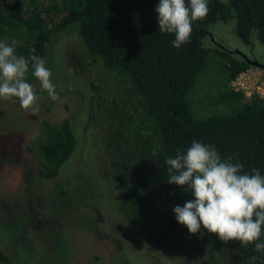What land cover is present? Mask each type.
Returning a JSON list of instances; mask_svg holds the SVG:
<instances>
[{"label":"trees","instance_id":"16d2710c","mask_svg":"<svg viewBox=\"0 0 264 264\" xmlns=\"http://www.w3.org/2000/svg\"><path fill=\"white\" fill-rule=\"evenodd\" d=\"M23 1L0 0V42L16 41L15 53L29 59L30 69L31 57L45 60L53 36L73 30L82 49L72 53L71 61L89 70L101 65L108 72L109 83L102 74L93 75L104 90L95 81L91 87L102 95L97 100L103 109L95 116L104 124L99 143L111 161L126 233L139 236L141 245L155 242L159 264H249L250 257L260 255L252 244L225 243L203 228L190 234L177 223L173 208L193 196L167 183L166 159L196 140L215 146L222 157L238 158L246 171L257 168L264 175V100L246 99L230 89L249 65L222 49L210 33L211 26L233 18L235 34L246 46L253 47L256 34L264 48V0H209L207 17L193 24L190 42L179 49L172 46L174 35L158 30L154 9L159 0H61L58 5L46 0L42 9L25 7ZM211 53L219 58L224 83L217 91L205 86L209 93H203L198 78ZM35 81L30 70L27 82ZM89 115L94 118L93 112ZM41 130L36 173L53 180L78 147V138L68 118L44 123ZM113 242L122 247L119 240ZM0 264H9L1 242Z\"/></svg>","mask_w":264,"mask_h":264},{"label":"rangeland","instance_id":"374dc122","mask_svg":"<svg viewBox=\"0 0 264 264\" xmlns=\"http://www.w3.org/2000/svg\"><path fill=\"white\" fill-rule=\"evenodd\" d=\"M32 1L29 6L31 0H24V6L42 9L49 3ZM52 4H61V0H52ZM72 32L56 34L45 47L58 100L52 101L38 80L33 83L39 92L38 113L26 112L13 99L0 100L1 250L9 264H159L155 242L141 245L139 236L126 233L119 217L111 161L99 143V128L104 124L101 117H95L103 109L97 100L102 95L97 97L91 87L94 71L102 74L105 83L110 79L101 65L89 70L71 61L72 53L78 55L82 49ZM210 33L226 51L264 61V48L256 34L249 48L236 36L233 18L211 26ZM198 79L203 81H196L203 93H209L205 86L215 91L223 88L220 61L213 53ZM94 84L104 90L99 82ZM92 112L94 118L89 115ZM66 118L79 145L56 179L42 180L36 173L40 167L36 150L44 137L41 129L44 123L55 125Z\"/></svg>","mask_w":264,"mask_h":264},{"label":"clouds","instance_id":"9594fccd","mask_svg":"<svg viewBox=\"0 0 264 264\" xmlns=\"http://www.w3.org/2000/svg\"><path fill=\"white\" fill-rule=\"evenodd\" d=\"M158 30L172 34V46L179 49L191 40L193 24L204 20L209 0H159L154 9ZM16 41L0 42V100L15 98L30 114L39 112L35 87L27 82L31 75L39 81L52 101L59 99L52 71L39 56L29 59L15 53ZM167 183L190 191L193 199L176 205L177 223L190 234L201 228L216 234L221 241H238L247 248L254 245L257 256L249 264L264 262V175L257 168L250 171L238 158L222 157L215 146L193 140L183 152L167 158Z\"/></svg>","mask_w":264,"mask_h":264},{"label":"built area","instance_id":"2783aa9c","mask_svg":"<svg viewBox=\"0 0 264 264\" xmlns=\"http://www.w3.org/2000/svg\"><path fill=\"white\" fill-rule=\"evenodd\" d=\"M229 87L246 99L257 96L264 100V69L249 66L230 82Z\"/></svg>","mask_w":264,"mask_h":264},{"label":"water","instance_id":"95a60500","mask_svg":"<svg viewBox=\"0 0 264 264\" xmlns=\"http://www.w3.org/2000/svg\"><path fill=\"white\" fill-rule=\"evenodd\" d=\"M237 54L241 55L242 58L246 59L249 66H254V67H258V68L264 69V63H260L257 60L250 61L246 56L242 55L241 53H237Z\"/></svg>","mask_w":264,"mask_h":264},{"label":"flooded vegetation","instance_id":"af4514ba","mask_svg":"<svg viewBox=\"0 0 264 264\" xmlns=\"http://www.w3.org/2000/svg\"><path fill=\"white\" fill-rule=\"evenodd\" d=\"M243 55V54H242ZM239 56H241V55H239ZM242 57V56H241ZM244 59V58H243ZM250 61H253L254 59H250V58H248ZM246 62H247V60L246 59H244ZM258 62H260V61H258ZM260 63H264V61H262V62H260Z\"/></svg>","mask_w":264,"mask_h":264}]
</instances>
